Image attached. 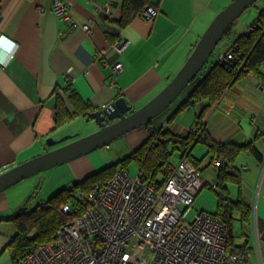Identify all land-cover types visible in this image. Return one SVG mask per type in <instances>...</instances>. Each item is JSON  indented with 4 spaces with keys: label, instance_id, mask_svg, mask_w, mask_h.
Wrapping results in <instances>:
<instances>
[{
    "label": "crops",
    "instance_id": "0c3cea01",
    "mask_svg": "<svg viewBox=\"0 0 264 264\" xmlns=\"http://www.w3.org/2000/svg\"><path fill=\"white\" fill-rule=\"evenodd\" d=\"M231 1L152 0L157 12L153 19L143 20L139 15L118 29L114 21L120 17L121 0H0V36L4 37L0 51V170L44 153L50 149L46 147L48 138L73 135L74 140L97 129L89 115L56 126V94L65 100L69 113L73 112L66 101L67 85L94 111L118 97L132 110L148 103L178 73L210 21ZM56 3L68 7L67 19L57 16ZM252 24L243 19L237 28L234 22L218 55ZM107 28L116 30L119 40L109 42L104 33ZM117 41L123 44L119 53L114 48ZM113 62L122 63L124 70L114 75ZM260 70L262 78L248 76L236 81L203 119L215 142L251 143L260 155L256 159L248 150L240 152L232 167L239 170L241 186L229 184L227 188L228 198L241 200L251 212L247 222L235 216L233 228L235 244L251 249L248 264H264V64ZM187 96L185 93L178 104ZM198 107L185 108L171 124L166 121L177 105L167 108L159 122L183 133L192 128ZM146 134L140 127L123 135L125 141L116 149L93 150L64 162L69 178L60 183L73 186L116 163L127 156L125 151L129 155L135 150ZM210 167L215 170V180L216 167ZM14 186L0 193V217L32 209L22 206L25 196ZM15 233L12 222L0 220V257Z\"/></svg>",
    "mask_w": 264,
    "mask_h": 264
},
{
    "label": "built area",
    "instance_id": "2783aa9c",
    "mask_svg": "<svg viewBox=\"0 0 264 264\" xmlns=\"http://www.w3.org/2000/svg\"><path fill=\"white\" fill-rule=\"evenodd\" d=\"M155 11L147 6L140 17L153 19ZM55 13L69 17L66 5L56 3ZM3 41L0 36V51ZM122 47L121 41L115 43L118 53ZM225 58L233 59L230 54ZM123 70L122 63L113 62L114 75ZM204 186L201 172L187 159H179L160 189L143 183L139 173L133 178L119 170L86 194L78 193L83 210L65 205L62 212L69 219L51 241L35 245L14 264H248L250 248L227 251V231L219 217L198 211L187 219Z\"/></svg>",
    "mask_w": 264,
    "mask_h": 264
},
{
    "label": "trees",
    "instance_id": "16d2710c",
    "mask_svg": "<svg viewBox=\"0 0 264 264\" xmlns=\"http://www.w3.org/2000/svg\"><path fill=\"white\" fill-rule=\"evenodd\" d=\"M151 5L152 0H121L120 17L114 21L115 26L118 29L124 28L139 16L145 7ZM233 24L227 29L221 41L230 37ZM104 33L111 43L119 40L116 30L107 28ZM224 54L225 57L230 54L233 59L224 57L219 60L217 53L216 61L206 66L208 60L186 87L187 98L177 104V108L166 121L167 124H171L175 116L185 108L198 105L199 111L192 128L188 131L178 133L174 128L163 126L162 122H159L162 121L160 118L162 114H160L144 127L147 136L142 144L123 159L93 173L69 189L59 190L46 201L38 203L29 212L21 211L15 216L10 215L9 218L0 217V220L12 222L16 229L15 235L11 237L6 248L10 252L11 263L14 264L22 259L35 245L51 241L55 229L69 219V215L62 212L65 205L77 206L83 210V206L79 207L83 204L76 199L78 193L86 194L93 185L113 177L119 170H128L131 163L137 166V172L143 183L160 189L179 159H187L200 172L213 166L214 160L219 161V165L214 166L216 177L213 180L214 186L211 187L218 198L217 209L212 214L219 217L226 227L228 252L247 247L235 244L233 240L236 234L233 228L236 217L240 222L249 221L250 209L241 200L231 201L228 198L227 188L229 184L238 188L241 186L239 170L232 167L237 155L245 150H248L256 159H259L260 155L251 143L236 145L215 142L207 132L206 122L203 119L209 107L219 102L236 81L248 76L262 78L260 69L264 64V9L258 13L248 32L239 36ZM64 92L66 101L73 108V112L69 113L65 100L56 94L54 108L56 126L76 116H90L94 111L89 104L81 101L71 85H67ZM198 148H200L201 156L195 157L193 151ZM174 158L176 162L173 161ZM204 161L207 163L200 168Z\"/></svg>",
    "mask_w": 264,
    "mask_h": 264
},
{
    "label": "water",
    "instance_id": "95a60500",
    "mask_svg": "<svg viewBox=\"0 0 264 264\" xmlns=\"http://www.w3.org/2000/svg\"><path fill=\"white\" fill-rule=\"evenodd\" d=\"M256 1L258 0H232L222 8L192 46L193 49L182 68L152 100L141 108L132 110L124 99L117 98L105 108L90 114L97 126L93 133L74 140L73 135L59 139L48 138L46 147L50 149L0 174V193L26 178L88 154L130 131L145 127L152 119L166 111L184 91L205 66L227 29Z\"/></svg>",
    "mask_w": 264,
    "mask_h": 264
},
{
    "label": "rangeland",
    "instance_id": "374dc122",
    "mask_svg": "<svg viewBox=\"0 0 264 264\" xmlns=\"http://www.w3.org/2000/svg\"><path fill=\"white\" fill-rule=\"evenodd\" d=\"M262 9H264V0L256 1L251 7L245 10L237 20H235L236 27L237 28L241 27L240 23L241 20L243 19H247L248 21H250V24H252L257 18L259 11ZM224 41L225 39H223L218 43V45H216L213 54L210 56V58H208L209 61L206 64V66H209L211 62L216 61V54L220 50L221 45H224ZM185 89L179 96H177L175 101L171 104L169 110L172 109V107H175V105H177L180 101H182L186 93ZM124 137L125 136L117 138L116 140L111 141L109 144L105 145L102 148H98L95 151H103L106 150L108 147L116 149V147L118 148L120 144L123 145V142L125 141L123 140ZM199 150L200 148L193 151L195 157L201 156V151ZM125 154L128 155V152L126 153L125 151ZM173 161L176 162V159L174 158ZM206 163L207 161H204L200 166V168H202ZM127 171L129 176L133 178L136 177L138 173L137 166L134 163L133 164L131 163L129 165ZM201 173H202V177L204 178V181L206 182V185L201 189L199 193H197L198 195L195 198L194 204L192 205L191 208V212L187 216L188 217L187 219L192 218V216L198 211L214 213L217 209V200H218L217 194L213 189H211V187L214 186L213 180H214L215 170L213 169V167H207L203 169ZM68 178H69V172L66 167V164L63 163L61 165L55 166L53 168L40 172L36 175H33L29 178H26L17 185H15L14 187H18L17 189L20 190V194L22 196H25L24 200H22L23 201L22 206L26 205L28 209L29 208L31 209L37 205V203L39 202L38 200H47L59 190L65 188L69 189L71 185H68V183H66V185L63 187V184L60 183L62 181L63 182L66 181ZM235 241L239 242L240 240L237 239ZM11 262L12 259L9 251L5 250L2 256L0 257V264H13Z\"/></svg>",
    "mask_w": 264,
    "mask_h": 264
},
{
    "label": "flooded vegetation",
    "instance_id": "af4514ba",
    "mask_svg": "<svg viewBox=\"0 0 264 264\" xmlns=\"http://www.w3.org/2000/svg\"><path fill=\"white\" fill-rule=\"evenodd\" d=\"M66 143V142H65ZM57 147V146H56ZM53 148H55V147H53ZM52 149V148H51Z\"/></svg>",
    "mask_w": 264,
    "mask_h": 264
}]
</instances>
